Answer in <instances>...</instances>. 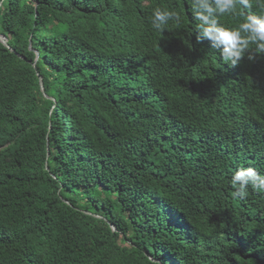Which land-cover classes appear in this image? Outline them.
I'll return each mask as SVG.
<instances>
[{
  "label": "trees",
  "instance_id": "1",
  "mask_svg": "<svg viewBox=\"0 0 264 264\" xmlns=\"http://www.w3.org/2000/svg\"><path fill=\"white\" fill-rule=\"evenodd\" d=\"M189 3L0 0V264H264L230 186L264 175V54L223 62Z\"/></svg>",
  "mask_w": 264,
  "mask_h": 264
},
{
  "label": "clouds",
  "instance_id": "2",
  "mask_svg": "<svg viewBox=\"0 0 264 264\" xmlns=\"http://www.w3.org/2000/svg\"><path fill=\"white\" fill-rule=\"evenodd\" d=\"M190 11L197 23L196 40L207 39L220 59L230 66H237L245 57L249 61L264 54V0H255L258 12H245L253 7V0H190ZM240 17L235 25H226L221 17ZM169 21L179 24L181 13L175 9L155 8L151 14V26L158 32L167 29ZM234 199H244L251 186L264 192V175L252 167H238L230 178Z\"/></svg>",
  "mask_w": 264,
  "mask_h": 264
},
{
  "label": "water",
  "instance_id": "3",
  "mask_svg": "<svg viewBox=\"0 0 264 264\" xmlns=\"http://www.w3.org/2000/svg\"><path fill=\"white\" fill-rule=\"evenodd\" d=\"M0 42L4 45V46H6L7 48H9L10 50H12L11 49V47L7 44V40H6V38L3 36V35H1L0 34ZM37 59V57L35 58V60ZM33 66H35V63H33ZM39 83H40V86L42 87V78L39 76Z\"/></svg>",
  "mask_w": 264,
  "mask_h": 264
}]
</instances>
